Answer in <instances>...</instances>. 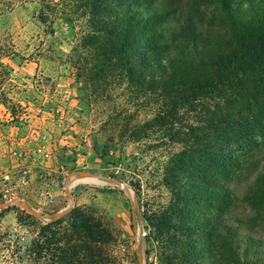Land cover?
Listing matches in <instances>:
<instances>
[{
  "label": "rangeland",
  "instance_id": "374dc122",
  "mask_svg": "<svg viewBox=\"0 0 264 264\" xmlns=\"http://www.w3.org/2000/svg\"><path fill=\"white\" fill-rule=\"evenodd\" d=\"M147 1L140 15L154 18V33L169 51L185 45L181 31L189 25L200 46L214 41L216 50L214 35L226 27L217 0ZM229 1L237 10L245 3ZM39 8L37 0H0V93L8 92L10 100L0 96V160L8 162L0 174V264H53V250L31 260L26 249L43 241L40 228L69 204L89 207L111 224L113 264H200L199 257L208 260L214 251L197 241L194 226L232 234L242 258L264 264V214L246 201L256 184L264 185V146L240 158V168L224 184L233 204L221 216L206 212L208 218L185 224L188 209L194 215L197 208L193 202L182 207L183 193L178 200L163 182L171 147L119 141L130 133L124 126L150 119L153 111L133 99L126 84H112L105 97L98 91L91 96L75 68L87 62L79 48L85 19L66 0L56 20L42 24ZM81 172L102 183L70 180ZM20 205L44 220L26 218Z\"/></svg>",
  "mask_w": 264,
  "mask_h": 264
},
{
  "label": "trees",
  "instance_id": "16d2710c",
  "mask_svg": "<svg viewBox=\"0 0 264 264\" xmlns=\"http://www.w3.org/2000/svg\"><path fill=\"white\" fill-rule=\"evenodd\" d=\"M37 1L42 24L53 23L66 2ZM217 1L226 27L214 35L216 50L214 41L200 46L196 28L189 25L181 31L185 45L169 51L154 33V18L140 15L147 0H68L86 24L79 48L87 62L76 63L78 79L100 98L112 84H126L133 99L153 111L150 119L124 126L130 133L119 141L171 147L163 182L178 200L183 193L182 207L195 204L194 215L188 209L183 218L190 226L199 216L208 218L206 212L221 216L233 204L224 184L240 168V158L264 146V0H243L238 10L229 0ZM7 94L0 93L5 103ZM246 201L264 214V185L256 184ZM130 222L134 228L133 215ZM191 228L197 241L214 251L208 260L199 257L200 264H263L242 258L232 234L223 236L218 227ZM39 236L43 241L33 240L26 249L31 260L47 258L51 250L53 264H113L115 259L114 229L89 207H74L42 226Z\"/></svg>",
  "mask_w": 264,
  "mask_h": 264
},
{
  "label": "water",
  "instance_id": "95a60500",
  "mask_svg": "<svg viewBox=\"0 0 264 264\" xmlns=\"http://www.w3.org/2000/svg\"><path fill=\"white\" fill-rule=\"evenodd\" d=\"M79 179H96L98 180L99 177L97 175H94V174H91V173H86V172H81V173H77L75 174L74 176H72L70 178V180L72 181H76V180H79ZM118 185H120L119 183H117ZM14 202L10 201L8 202L7 206L8 205H11L13 204ZM21 208L26 211L27 213H29L30 215H32L33 217L35 218H39L41 220H44V218L42 216H40L39 214L31 211L28 207H26L25 205H20ZM73 209V205L72 204H69L64 210L60 211L59 213H56L54 215H52L51 217V220H58V219H61L63 218L66 214H68L71 210Z\"/></svg>",
  "mask_w": 264,
  "mask_h": 264
},
{
  "label": "crops",
  "instance_id": "0c3cea01",
  "mask_svg": "<svg viewBox=\"0 0 264 264\" xmlns=\"http://www.w3.org/2000/svg\"><path fill=\"white\" fill-rule=\"evenodd\" d=\"M8 169V162L0 160V174Z\"/></svg>",
  "mask_w": 264,
  "mask_h": 264
},
{
  "label": "bare ground",
  "instance_id": "6f19581e",
  "mask_svg": "<svg viewBox=\"0 0 264 264\" xmlns=\"http://www.w3.org/2000/svg\"><path fill=\"white\" fill-rule=\"evenodd\" d=\"M79 180H81V179H79ZM96 180V179H95ZM77 181V180H76ZM98 182H100V183H102L101 181H99V180H97Z\"/></svg>",
  "mask_w": 264,
  "mask_h": 264
}]
</instances>
